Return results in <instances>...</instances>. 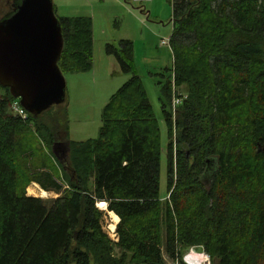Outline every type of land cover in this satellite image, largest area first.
Wrapping results in <instances>:
<instances>
[{
	"label": "trees",
	"instance_id": "1",
	"mask_svg": "<svg viewBox=\"0 0 264 264\" xmlns=\"http://www.w3.org/2000/svg\"><path fill=\"white\" fill-rule=\"evenodd\" d=\"M172 11L173 76L162 88L166 206L161 130L134 72L133 43L109 44L107 54L132 76L105 107L97 139L71 141L60 110L23 119L0 84V264H165L163 227L179 264L191 248L211 264H264V0H172ZM58 18L61 71H89L92 18ZM181 87L187 97L178 94L174 114ZM63 142L67 160L51 156L69 189L42 145ZM32 182L60 197L29 196ZM100 201L120 218L117 243L103 229Z\"/></svg>",
	"mask_w": 264,
	"mask_h": 264
},
{
	"label": "rangeland",
	"instance_id": "2",
	"mask_svg": "<svg viewBox=\"0 0 264 264\" xmlns=\"http://www.w3.org/2000/svg\"><path fill=\"white\" fill-rule=\"evenodd\" d=\"M53 2L57 17L82 16L92 18L95 47L93 67L84 73L66 74V101L63 104L53 106L50 110H60L62 117L67 113L65 115L64 133H68L71 141L86 142L97 139L103 125L105 107L112 96L132 76L131 73L126 74L121 71L116 57L108 55L106 47L108 44L118 47L122 40L131 41L134 46V72L140 76L143 82L161 130L160 200L165 207L167 199H169V127L163 113L165 98L162 88L173 76L174 60L169 45L173 31L172 0H151L149 2H134L133 0H53ZM12 4L13 0H0V20L10 13L9 11H12ZM178 94L180 96L184 95V98H186L187 88L181 87L177 90V96ZM168 109H170L169 106ZM42 145L53 160L54 166L57 167L59 183L64 185V189H69L61 164L58 163V160L55 162L51 156L53 150L50 151L43 143ZM64 154L61 153L62 161L67 160L69 156L66 152ZM32 184L37 187L36 183L32 182L30 186ZM30 186L27 189L28 193ZM33 190L32 187L31 192ZM55 193H48L46 197L42 198L48 200L60 197V194ZM98 209L103 214L102 226L104 231L114 243H117L119 241L118 234L113 238L109 230V226L112 225L114 219L110 216L108 209L101 210L100 207ZM113 227L115 228V226ZM162 233V255L165 264H179L166 251L164 227ZM120 253L121 251L116 248V254L120 255ZM203 256L204 259H202ZM183 260L186 264H211L209 256L202 248L188 249L183 256Z\"/></svg>",
	"mask_w": 264,
	"mask_h": 264
},
{
	"label": "water",
	"instance_id": "3",
	"mask_svg": "<svg viewBox=\"0 0 264 264\" xmlns=\"http://www.w3.org/2000/svg\"><path fill=\"white\" fill-rule=\"evenodd\" d=\"M12 5L0 20V84L37 118L66 100V77L58 65L65 40L53 0H13ZM52 149L62 161L70 143Z\"/></svg>",
	"mask_w": 264,
	"mask_h": 264
},
{
	"label": "built area",
	"instance_id": "4",
	"mask_svg": "<svg viewBox=\"0 0 264 264\" xmlns=\"http://www.w3.org/2000/svg\"><path fill=\"white\" fill-rule=\"evenodd\" d=\"M134 2H149L151 0H133ZM169 45H170V41H169ZM183 97V96H182ZM182 97H178L177 96V91L174 88V96H173V111L174 114L176 113V108L182 103L183 98ZM12 110L13 112L18 115L21 116L23 119H27L28 118V112L21 106L19 100H16L13 105H12ZM176 138V131L174 130V139ZM170 197V196H169ZM107 204V203H106ZM98 205V204H97ZM108 205V204H107ZM98 207V206H97ZM108 209V208H107ZM109 211V210H108ZM110 227V226H109ZM117 229V228H116ZM116 229L113 231L109 228L110 232L112 233L113 238H115L117 236L116 233Z\"/></svg>",
	"mask_w": 264,
	"mask_h": 264
},
{
	"label": "crops",
	"instance_id": "5",
	"mask_svg": "<svg viewBox=\"0 0 264 264\" xmlns=\"http://www.w3.org/2000/svg\"><path fill=\"white\" fill-rule=\"evenodd\" d=\"M94 37V36H93ZM109 45V44H108ZM94 47H95V40H94ZM94 62V61H93ZM37 187H34V185L32 184L29 188V193L28 195L29 196H34V197H46L48 193H54V192H46V191H43V189L38 185V184H35ZM34 188L33 192H31V188ZM37 188V189H36ZM42 191V193H41ZM56 194V193H55Z\"/></svg>",
	"mask_w": 264,
	"mask_h": 264
},
{
	"label": "bare ground",
	"instance_id": "6",
	"mask_svg": "<svg viewBox=\"0 0 264 264\" xmlns=\"http://www.w3.org/2000/svg\"><path fill=\"white\" fill-rule=\"evenodd\" d=\"M97 206L100 207L101 210H107V204H106V202H99ZM109 214L114 219L112 225H110V229L114 231L116 229L117 223L120 221V218L114 212L109 211ZM113 226H115V228ZM204 258L205 257L203 256L202 259H204Z\"/></svg>",
	"mask_w": 264,
	"mask_h": 264
},
{
	"label": "flooded vegetation",
	"instance_id": "7",
	"mask_svg": "<svg viewBox=\"0 0 264 264\" xmlns=\"http://www.w3.org/2000/svg\"><path fill=\"white\" fill-rule=\"evenodd\" d=\"M12 9H13V7H12ZM9 12H11V11H9Z\"/></svg>",
	"mask_w": 264,
	"mask_h": 264
}]
</instances>
